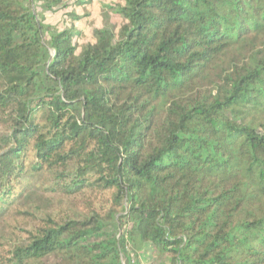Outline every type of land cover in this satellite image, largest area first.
<instances>
[{
  "label": "trees",
  "instance_id": "trees-1",
  "mask_svg": "<svg viewBox=\"0 0 264 264\" xmlns=\"http://www.w3.org/2000/svg\"><path fill=\"white\" fill-rule=\"evenodd\" d=\"M93 2L0 0V264H264V0Z\"/></svg>",
  "mask_w": 264,
  "mask_h": 264
},
{
  "label": "rangeland",
  "instance_id": "rangeland-1",
  "mask_svg": "<svg viewBox=\"0 0 264 264\" xmlns=\"http://www.w3.org/2000/svg\"><path fill=\"white\" fill-rule=\"evenodd\" d=\"M114 4L115 0H94L93 4L87 7L85 11L77 10L78 15H83V19L77 22L76 25L83 30V33H87L91 26L99 25L104 17L103 15H106L118 27L121 24V20L112 11ZM56 22H59V17L45 16V23L55 24ZM61 208L63 211L72 210V203L64 202ZM129 255L133 264H167L163 257L154 259L153 255L150 254V250L144 253L142 250L135 249L133 251L130 248Z\"/></svg>",
  "mask_w": 264,
  "mask_h": 264
}]
</instances>
